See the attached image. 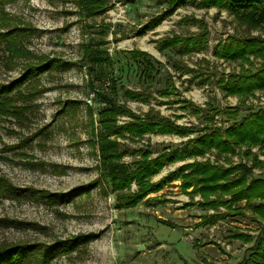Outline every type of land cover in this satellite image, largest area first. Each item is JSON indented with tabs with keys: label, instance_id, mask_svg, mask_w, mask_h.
Returning <instances> with one entry per match:
<instances>
[{
	"label": "rangeland",
	"instance_id": "obj_1",
	"mask_svg": "<svg viewBox=\"0 0 264 264\" xmlns=\"http://www.w3.org/2000/svg\"><path fill=\"white\" fill-rule=\"evenodd\" d=\"M197 1L177 7L158 26L144 31L146 22L164 10V0H109L107 12L94 18L78 16L74 0H0V248H32L18 264H39L32 252L76 234L92 237L80 240L47 264H264L256 248L249 249L260 231L259 243L264 246V220L251 210L256 201L241 200L231 208L203 205V197L188 198L174 179L150 193L148 203L142 200L118 208L115 193L97 166L91 134L92 128L98 129L97 90L107 92L135 114L152 110L195 129L227 126L264 108L263 100V104L239 103L235 115L228 110L229 99L217 80L222 73L238 72V67L216 57L214 50L218 44L249 33L226 10L199 8ZM190 17L203 23H194ZM101 23L108 26L106 46L112 58L108 71L114 90L106 84L91 85L85 66L78 65L64 69L50 66L28 84L17 79L25 64L44 56L77 61L83 45L100 36ZM202 24L207 34L199 51L181 58L171 49L158 50L164 35L197 33ZM16 27L25 28L19 36L24 55H15L9 39ZM8 29L11 33L5 32ZM260 37L264 39V35ZM132 48L154 52L157 57L150 55L160 61H153L158 73L145 77L141 61L126 52ZM173 61L183 65L181 71L173 70ZM25 84L42 88V92L31 99L27 95V101L21 98V103L17 96L31 93ZM120 86L150 97L147 101L129 100ZM13 100L27 103L22 114ZM126 119L119 116V121ZM119 140L127 150L121 160L129 164L136 158L129 153L133 148L148 145L155 155L181 145L183 138L154 133L139 140ZM246 146L257 153L240 162L249 170L247 182L264 180L263 148ZM237 161L233 156L231 166ZM177 166L166 164L152 180ZM239 174L234 172L231 177ZM96 178V184L86 187ZM130 187L135 190L133 181ZM216 196L209 199L228 198ZM239 234L248 241L234 237Z\"/></svg>",
	"mask_w": 264,
	"mask_h": 264
},
{
	"label": "trees",
	"instance_id": "obj_2",
	"mask_svg": "<svg viewBox=\"0 0 264 264\" xmlns=\"http://www.w3.org/2000/svg\"><path fill=\"white\" fill-rule=\"evenodd\" d=\"M107 1L75 0V6L80 17L89 18L100 14L105 9ZM190 1L194 0H166L168 10L163 15L170 13L173 7L185 5ZM199 4L224 8L240 25L245 27L247 32L251 29H258L264 34V0H199ZM14 29L12 33L10 32L12 30L9 29V31L6 30L5 32L12 34V36L10 34L9 39L14 43L15 55L18 56L21 53L24 55L25 49L21 47L19 36L25 31V28L16 27ZM202 42V39H195L191 36L184 38L174 36L164 38L160 47L173 48L176 49L177 53L183 54L200 47ZM104 44L105 41L100 39L83 45L81 57L75 62H69L57 56H44L36 63L25 64L17 79L19 80L21 77L22 83H25L50 66L64 69L78 65L80 67L85 66L91 85L98 83L105 86L106 84L110 85V88L114 90L115 83L108 71L112 60ZM128 53L132 59L141 61L143 65L142 74L145 77L151 78L153 73L158 72L146 53L137 50H131ZM214 53L217 57H223L231 61L239 60L247 64L245 68L241 63L238 72L220 75L217 83L226 93L244 96L255 89L264 90V39L260 36L249 35L240 39L231 38L228 42L218 44ZM250 55L261 59L259 66H254L249 59ZM175 65L177 68H181L178 63ZM27 84H25V87L31 93H27L25 96H17L16 100L19 101L21 98L26 100L27 95L31 99L36 93L42 92V88L36 89L33 85ZM121 89L125 98L129 100L147 101L150 97V94L142 91L123 86H121ZM96 95L100 102L96 110L98 129L96 130V127L95 129L92 128L91 134L94 135L93 143L97 153V166L102 177L109 183L110 190L115 193V201L118 208L134 206L142 200L148 203L149 198H145V196L149 192L159 190L165 180L170 181L174 177H181L182 190L187 191V188L192 186L188 194L198 193L204 199L203 205L216 207V204H222L231 208L235 202L237 203L241 200L250 202L254 200L256 202L251 210L257 218L264 220V180L255 178L247 182L246 173L249 170L242 164L232 165L223 169L208 163L193 162L185 164L177 172L170 173L157 182L150 181L151 176L156 174L164 163L174 161L184 155L201 153L211 147L219 152H231L234 146L244 144L259 145L264 148V108L248 112L239 120L230 123L223 133L216 128L211 129L209 133L193 140L192 145L188 146L185 154L179 152L178 149H174L151 157L152 150L148 145H144L130 150L133 156L138 155L139 157L133 159L132 163L127 164L121 160L127 150L125 147L121 148V142L116 138L134 141L142 139L146 134L182 133L185 129L179 127L173 121L152 112V110L145 112L143 115L135 114L125 104L118 102V100L103 90H97ZM13 102L16 103L14 100ZM10 104H12L11 101ZM19 105L16 103L14 107L22 114L27 108V103L26 105ZM88 110V115L92 118V111L90 108ZM231 114L235 115L233 112ZM119 116H127L128 119L118 123ZM185 169H188V171L185 172ZM238 171H240L238 176L231 177L232 173ZM97 181L98 178L94 179L86 184L88 185L86 187L96 184ZM132 181L136 186L135 190L130 189ZM77 189L79 188H73L72 190L76 191ZM211 195H217L216 197L227 195L228 198H214L211 200L209 199ZM260 234L255 237V242L249 249L252 251L256 248L255 250L258 251L257 257L260 258L261 262H264V246L263 248L260 246ZM85 237L86 239H84ZM88 237L91 238L92 235L76 234L68 238L49 242L42 249L32 252L31 256H35L39 264H47L55 255L71 250L80 240H87L89 239ZM234 237L241 239L242 235L239 234ZM242 240L243 242L248 241V239L244 238ZM31 251L32 248L29 249L22 245L2 247L0 248V264H18L23 259H26Z\"/></svg>",
	"mask_w": 264,
	"mask_h": 264
},
{
	"label": "crops",
	"instance_id": "obj_3",
	"mask_svg": "<svg viewBox=\"0 0 264 264\" xmlns=\"http://www.w3.org/2000/svg\"><path fill=\"white\" fill-rule=\"evenodd\" d=\"M195 1H197V0L187 2L185 5L175 6V7L172 8V10H171L170 13H168V14H166V15H163V13H164L165 11L168 10L167 2H166V0H164V3H165V8H164V10H163V11H162L157 17L152 18V19H150V20H148V21L146 22V24L144 25V27H145V30H144V31H147V30L149 31V30L155 28L156 26H158V25L161 23V21H162L165 17L171 15V14L173 13V11H174L177 7H180V6H186V5H188V4L194 3ZM109 5H110V4H109V0H108L105 9H104L100 14H97V15H95V16H93V17H89V18H94V17L99 16V15H101V14H105V12H107V10H108V8H109ZM197 5H198L199 8H203V9L217 8V9H220V10H221V9L226 10V9H224V8H219V7L215 6V5H200V4H199V0L197 1ZM74 6H75V0H74ZM75 8H76V6H75ZM76 10H77V8H76ZM226 11H227V10H226ZM227 12H228V11H227ZM77 13H78V11H77ZM228 13H229V12H228ZM78 16H79V14H78ZM231 16H232V15H231ZM232 17H233V16H232ZM189 20H191L192 22L197 23V24L203 23V22H200L199 19L194 18V17H190ZM236 22H237V21H236ZM237 23H238V22H237ZM238 24H239V23H238ZM239 26H242V27L244 28V30H246L245 27H244L243 25H240V24H239ZM201 27H202V28H201V30H200L199 32H197V33H192V34H188V35H181V34H178V33H172V34H166V35H164V36L160 39V42H159L158 47H157L158 50L162 51V50H166V49H171V50H173V51L175 52V54H176L178 57H181V58H182L183 56L189 54V53L192 52V51H199L200 49L203 48V46H204L205 43H206V34H207V30L205 29V24H202ZM107 30H108V26H107L106 24L101 23V24L99 25V28H98V32L100 33V36H99L98 38H93L92 40H90V41H88V42H91V41H97V40L103 39V40L105 41L104 47H105V49L107 50L108 55L110 56V53H109V51H108V47L106 46V44H107V39H106ZM248 33H249L250 36H257V35H259V36H262V37H263V35H264V34H263L262 32H260L258 29H251V30L248 31ZM174 36H178V37H180V38H184V37H189V36H191V37H193V38H195V39H202L203 42L201 43V46H200V47H198V48H196V49H192L191 51H189V52H187V53H183V54H179V53H177L176 49H173V48H161V47H160V44L162 43V41H163L164 38H166V37H174ZM88 42H87V43H88ZM87 43H86V44H87ZM86 44H84V45H86ZM82 48H83V47H82ZM131 50H137V51L144 52V53H146V54L149 56V58L152 60V62L154 61V62L160 64V61H158V60H156V59L153 60V59L151 58L150 53H151V54H154L155 56H156V54H155L154 52L150 51V49H149V50L146 49V51H145V50H141V49H134V48H132V49L127 50L126 52L128 53V52L131 51ZM81 54H82V53H81ZM128 55H129V53H128ZM214 55H215V53H214ZM215 56H216V55H215ZM80 57H81V56H80ZM80 57H79V58H80ZM129 57H130V55H129ZM156 57H157V56H156ZM216 57H217V56H216ZM110 58H111V56H110ZM130 58H131V57H130ZM218 58L222 59L223 61L230 62V63H233V62H234V63H237L238 70H239V68H240V66H241V63H242V62H240L239 60H238V61H231V60H227V59H225V58H223V57H218ZM131 59H132V58H131ZM249 59L253 62V64H254L255 67L259 66L260 63H261V59L258 58V57H253L252 55H250V56H249ZM111 60H112V58H111ZM133 60H134V59H133ZM176 63H178L179 65H181V68H177L176 65H175ZM111 65H112V64H111ZM111 65H110V66H111ZM153 65H154V64H153ZM182 66H183V65H182L179 61H173V62L171 63V67L173 68V70L181 71L182 68H183ZM242 66L246 68V67H247V64H246V63H242ZM154 67H155V66H154ZM155 69H156V68H155ZM156 70H157V69H156ZM157 73H158V72H157ZM157 73H153V76H154L155 74H157ZM222 74H223V75H227V73H222ZM228 74H229V73H228ZM217 81H218V80H217ZM218 86H219V85H218ZM120 88H121V86H120ZM220 88H221V87H220ZM221 90L223 91V93H224V95L227 97V99H229L228 107H230V108H229L228 110H230L231 112H233V113H235V114L237 113V112H236V111H237V107H235V106H237L239 103H240V104H241V103H245V104H246V103H257V102H259V103H262V104H263V100H264L263 92H264V90H262V89H255L253 92H251V93H249V94H247V95H244V96H241V95H238V94H230V93H226V91H225L223 88H221ZM260 109H263V108H260ZM167 119H168V118H167ZM126 120H127V119H126ZM169 120H170V119H169ZM123 121H125V120L119 121V117H118V123H121V122H123ZM171 121H173V120H171ZM173 122H174L176 125H178L179 127L185 129V131L182 132V133H164V134H161V135L173 134V135H176V136H178V137H181V138H183V140H182V144H181V145H178V146H176V147H174V148H169V149H168V148H165V150H163L162 152H169V151H171V150L178 149L179 152L185 154L186 150L188 149V146L190 147V145H192L193 140L197 139L198 137H200V136H202V135H204V134L209 133L211 129H214V128H211V129H210V128H206V126H201L200 129H195V128H190V127H191L190 124H189V125H180L179 123H177V122H175V121H173ZM227 126H228V125H227ZM227 126L216 127V129H218L221 133H223L224 130H225V128H226ZM146 135H147V134H146ZM223 137H224V135H223ZM116 139L120 142V140H119L120 138H116ZM258 146H259V145H256L255 148H257ZM138 148H139V147H138ZM133 149H135V148H133ZM263 150H264V148H263ZM162 152H160V153H162ZM129 153H130V152H129ZM152 153H153V152H152ZM131 154H132V153H131ZM250 154H254V155H256L257 153H253V151H252L251 148H247L246 144H244V145L234 146V148H233V150H232L231 152H219V151H217L215 148H212V147H211V148H209V149H206V150L202 151L201 153H194V154H191V155H184V156H182V157L179 158V159H176V160H174V161H168V162L164 163V165L162 166V168H163L166 164H170V163H172V164L177 163L178 166H177L176 169H174V170H172L171 172H168L167 174H165L164 176L158 178V180H152V178H153L154 176H156V175L160 172V170L162 169V168H161L156 174H154L153 176H151L150 181H152V182H157V181H159V180L165 178V177H166L167 175H169L170 173L177 172L178 169H179L180 167L184 166L185 164H189V163H193V162H198V163H208V164H210V165H212V166H217V167H220V168L225 169V168H228V167L231 166L230 162H231L233 156H234V158H235L236 161L238 160L237 162H234V163H236V164H241L240 162L244 161V159H246V158L248 157V155H250ZM155 155H157V154H155ZM155 155L151 154V157H154ZM138 157H139V156L136 155V158H138ZM121 159H122V158H121ZM234 163H233V164H234ZM184 171L187 172L188 169H185ZM174 179L179 180V182H178L179 188H180V190H181L182 193H184L186 196H188V198L193 197L194 195L198 194V193L193 194V195L188 194V192L191 190L192 186L189 187V188H187V191H183L182 188H181V181H182L181 177H174V178H172V180H174ZM172 180H170V181L165 180V181L163 182V184H162V187H163L166 183L171 182ZM162 187H161L160 189H162ZM135 189H136V187H135ZM160 189H159V190H160ZM159 190H157V191H159ZM157 191H151V192H149L145 197L148 198V197H149L148 195H149L150 193H154V192H157ZM113 193H114V192H113ZM194 197H195V196H194ZM194 197H193V198H194ZM198 197H200L199 194H198ZM144 199H145V198H144ZM149 199H150V198H149Z\"/></svg>",
	"mask_w": 264,
	"mask_h": 264
}]
</instances>
